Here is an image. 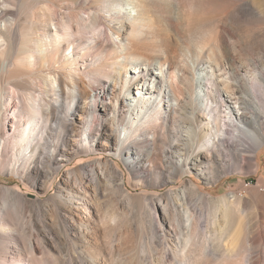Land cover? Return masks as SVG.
I'll list each match as a JSON object with an SVG mask.
<instances>
[{
    "label": "bare ground",
    "instance_id": "obj_1",
    "mask_svg": "<svg viewBox=\"0 0 264 264\" xmlns=\"http://www.w3.org/2000/svg\"><path fill=\"white\" fill-rule=\"evenodd\" d=\"M259 4L0 0V175L24 186L0 180V264H264L261 225H235L237 196L216 198L205 242L190 212L177 214L181 195L214 199L190 175L225 176L221 149L257 166Z\"/></svg>",
    "mask_w": 264,
    "mask_h": 264
},
{
    "label": "rangeland",
    "instance_id": "obj_2",
    "mask_svg": "<svg viewBox=\"0 0 264 264\" xmlns=\"http://www.w3.org/2000/svg\"><path fill=\"white\" fill-rule=\"evenodd\" d=\"M250 1L260 2L259 9H261L260 6L261 0H250ZM207 15L204 10H201L198 13V17L201 19L206 18ZM185 49L187 50L188 56L193 58L194 57L193 54L196 48L191 44L188 45ZM204 55H205L204 53H201V58ZM252 56L253 58L257 59L258 58L257 52H253ZM132 88L134 89L135 86L133 85ZM132 88L130 92H132ZM133 92L136 93L135 90H133ZM139 97H141V95H139ZM261 122H262V129L264 131V118L262 117H261ZM220 152H221V158L223 157V159L225 160L224 162L229 165L233 164V166L225 167L227 170L226 175L220 176L216 183L206 184L204 180L197 178L193 174L190 175L191 180L198 186V188H200L201 192L210 197H213L214 199L199 201L189 195H187L186 197L184 196L182 197L181 195V200L179 201V203L180 205H182V207H179L177 210L179 220H181V223H183V221L185 222V217L182 215L181 210L182 209L188 210L192 215L194 224L198 229V234L201 241L205 242L207 241V239H211L213 237L212 230L214 227L213 225L214 222L220 223L219 219L216 216L214 217L213 215L216 209L218 208V206L220 205V202L224 200H217L216 198L226 196L225 198L226 203L232 202L233 198L231 194H233L241 200V204L239 206V209L235 217V225L240 221H242L244 224L243 225L244 229L248 232L249 231L252 232L260 224L261 237L262 239H264V195H263L264 194V145L257 151V159H256L257 166L254 168H251L247 165H244V167L242 165L241 167L240 166L241 164L236 163V161L233 158L234 155L233 151L230 152L229 150L221 149ZM225 155L229 156V158ZM83 158L87 159L86 156ZM73 166L74 163L62 168L61 172L53 181V184H51V190L55 191L57 187V183H59L62 179L63 173L66 171L68 167H73ZM184 178H189V176L184 175ZM7 179H11L12 185L18 183L21 190L24 191V186L22 185V182L16 176L0 175L1 181H8ZM177 184L178 182L174 183L173 181H170L169 183L157 188L139 187L134 192L138 193V192L146 191L147 193L153 192L159 194L165 192L166 190L174 187ZM29 197L31 198L32 195H29ZM121 210L119 212H121ZM140 218L141 216L135 213V215H133V217L131 218L132 220L130 219V222L131 221H133V223L136 222L135 224L137 225L139 223L138 221L140 220ZM24 221L25 219L22 220V218L21 219L14 218L13 224H15L16 227L19 228L21 231ZM137 227L139 229V234H140L141 228H139L138 225ZM142 234H144V232ZM142 250L143 248L142 246H140L139 251L142 252ZM141 255H143V253H141Z\"/></svg>",
    "mask_w": 264,
    "mask_h": 264
}]
</instances>
